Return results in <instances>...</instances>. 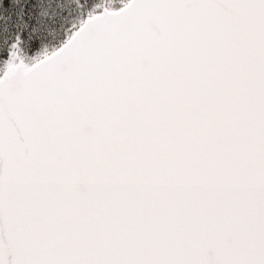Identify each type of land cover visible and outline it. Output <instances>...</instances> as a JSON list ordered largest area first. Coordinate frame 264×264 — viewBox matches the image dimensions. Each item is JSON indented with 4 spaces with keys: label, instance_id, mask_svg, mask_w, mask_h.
Wrapping results in <instances>:
<instances>
[{
    "label": "snow or ice",
    "instance_id": "obj_1",
    "mask_svg": "<svg viewBox=\"0 0 264 264\" xmlns=\"http://www.w3.org/2000/svg\"><path fill=\"white\" fill-rule=\"evenodd\" d=\"M0 264H264V0H0Z\"/></svg>",
    "mask_w": 264,
    "mask_h": 264
}]
</instances>
